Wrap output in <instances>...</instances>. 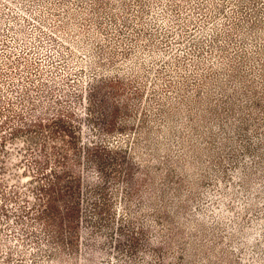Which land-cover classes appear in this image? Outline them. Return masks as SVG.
Listing matches in <instances>:
<instances>
[{
  "label": "rangeland",
  "instance_id": "obj_1",
  "mask_svg": "<svg viewBox=\"0 0 264 264\" xmlns=\"http://www.w3.org/2000/svg\"><path fill=\"white\" fill-rule=\"evenodd\" d=\"M0 264H264V0H0Z\"/></svg>",
  "mask_w": 264,
  "mask_h": 264
},
{
  "label": "trees",
  "instance_id": "obj_2",
  "mask_svg": "<svg viewBox=\"0 0 264 264\" xmlns=\"http://www.w3.org/2000/svg\"><path fill=\"white\" fill-rule=\"evenodd\" d=\"M86 116H87V114H86Z\"/></svg>",
  "mask_w": 264,
  "mask_h": 264
}]
</instances>
